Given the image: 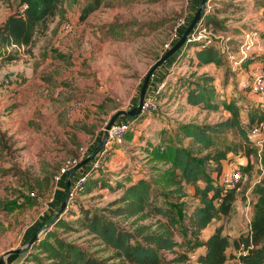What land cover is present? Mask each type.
Here are the masks:
<instances>
[{"label": "rangeland", "instance_id": "obj_1", "mask_svg": "<svg viewBox=\"0 0 264 264\" xmlns=\"http://www.w3.org/2000/svg\"><path fill=\"white\" fill-rule=\"evenodd\" d=\"M101 1L99 10L81 22L83 10L93 0H63L59 15L48 20V30L39 32L31 48L22 50L21 60L5 65L0 62V96H7L6 100L0 99V138H13L7 147L0 141V257L25 248L55 215L47 217L58 189L57 181L51 196H45L33 190L34 180L42 178L46 171L52 172L50 168L61 169L68 160L88 157L91 141L103 139L111 118L139 104L148 72L165 54L171 26L186 14L185 0ZM20 3L21 0L0 3V24L19 11ZM217 4V18L223 24V32L212 33V41L224 58V65L193 66L197 51L193 48L185 56L181 52L180 57L176 54L173 64L166 62L155 71L151 83L167 82L157 110L137 119L125 143L107 154L103 167L96 171L87 187L89 193L77 196L78 203L102 209L122 195L121 190L94 186L93 182L100 176H106L113 187H117V182L128 185L142 178L149 180L156 164L144 149L149 144L168 140L180 123L225 121L231 117L225 103L250 107V97L242 95L239 89L240 75L248 68L243 65L247 58L264 56V0H219ZM67 23L72 25L70 31L64 28ZM20 68L24 72L18 71ZM16 74L30 80L24 92H19L23 94L22 101L15 98L18 92L13 76ZM203 74L214 78L217 101L222 102L218 112L189 105L188 91L179 86V79H197ZM74 102H87L78 114L79 128L72 127L67 119ZM225 138L228 144L239 140L236 131L228 132ZM257 149V156L251 158L254 166L251 174L244 175L240 169L246 165V158L230 154L223 163L220 180L216 181L214 175L218 184L226 185L232 174L241 172L238 196L246 205L239 204L235 213L244 214L245 221L250 217L251 210L247 209L256 199L255 189L264 180V140ZM171 201L178 199L174 197ZM182 201L193 203L189 198ZM13 205L22 208L13 212L5 209ZM69 208L78 213L77 205ZM59 210L60 207L56 214ZM71 212H65L63 217L74 218ZM215 224L217 221L212 225ZM82 236L75 233L69 240L95 249ZM28 254H21L12 264H21ZM5 264H11L9 258Z\"/></svg>", "mask_w": 264, "mask_h": 264}, {"label": "trees", "instance_id": "obj_2", "mask_svg": "<svg viewBox=\"0 0 264 264\" xmlns=\"http://www.w3.org/2000/svg\"><path fill=\"white\" fill-rule=\"evenodd\" d=\"M5 1L0 0V3ZM62 1L21 0L19 11L11 13L0 24L1 64L22 59V50L31 48L39 32L48 30V20L59 15ZM218 2L216 0L212 12L203 17L204 28L215 34L223 32V24L217 18L219 13H216ZM101 4V0L88 4L80 21H86L99 10ZM193 48L197 50L196 62L192 60L193 66L224 65V58L213 41L194 43L182 55L185 56ZM257 62L264 63V56H250L243 65L249 67ZM178 82L182 89L188 91L189 105L209 112L221 109L222 102L217 101L213 77L203 74L197 79L181 78ZM223 105L231 115L227 120L215 124L180 123L168 140L163 139L156 145L149 144L144 149L156 164L149 180L142 178L130 181L128 185L117 182V187H113L108 184L106 176L97 178L93 184L99 189L122 191L118 199L102 209L87 208L76 200L78 195L85 194L96 171L103 165L94 170L85 189L70 199L65 210L66 213L71 212L69 206L77 205L78 213L71 212L74 218L70 220L63 217L65 212L55 222L53 220L57 214L49 219L48 225L52 224V229L39 238L21 264H191L193 261L196 264H227L233 258L240 264H264V180L255 189L256 202L246 234L232 239L223 234L224 226L221 225L207 240L203 239L204 231L213 222L231 216L239 198L241 182L233 188L216 182L223 173L224 161L229 160L230 154L239 155L247 159L246 165L240 166L242 173L249 175L253 170L251 158L257 156L258 149L243 129V123L247 120L254 127L264 122V106L260 103L257 106L246 105L249 108L246 115L240 103ZM145 115L147 113L139 118ZM139 118H135L131 130ZM230 131H236L239 136V140L233 144H228L225 138ZM0 141L6 147L11 143V140L3 137ZM185 141L187 144H184ZM99 144L89 150V156ZM50 169L53 171H46L42 178L34 180L33 190L45 196L53 193L55 178L60 171L58 166ZM174 197L178 201H171ZM185 198L193 203L183 202ZM19 208L22 206H5L9 212ZM75 233H82L84 236L80 238H87L95 249L69 240V236ZM201 249L204 253L197 255ZM230 249L238 256L229 255ZM20 255L10 256V263H14V259Z\"/></svg>", "mask_w": 264, "mask_h": 264}, {"label": "built area", "instance_id": "obj_3", "mask_svg": "<svg viewBox=\"0 0 264 264\" xmlns=\"http://www.w3.org/2000/svg\"><path fill=\"white\" fill-rule=\"evenodd\" d=\"M185 1H186V5H188L190 0H185ZM215 1L216 0L208 1L205 15L210 14L212 12ZM203 20L204 18L198 23V25L194 29L193 34L189 36L186 43L187 46L193 45L194 43L206 44L207 42L212 41V36H213L212 32L207 31V29L204 28ZM190 23H191V19H188L186 15L176 20L174 27L170 33L169 39L167 40L164 46L165 53L171 50L177 44V42L180 41L185 31L189 27ZM64 28L66 31H70L72 29V25L66 24ZM180 52L183 53V50H181ZM180 52L177 54L179 57H180L179 55ZM175 56L172 59H169L167 62L173 64L177 59V57ZM242 73L243 75H245V78L240 84L241 92H243L245 95L248 96L250 95L256 96L258 98L259 103L264 106V63L263 62L254 63L250 65L248 68H246V70L243 71ZM154 79L155 77H153L152 81H154ZM153 84H154L153 82L150 84L149 89L147 91L143 105V114L152 113L157 110V103L159 97L164 91L167 82L166 80H164L163 82L161 81L156 85ZM86 103L87 102H74L72 105L73 111H79L82 107H84ZM248 109H249L248 107L244 106L242 110L243 114L246 115ZM121 119L122 120H118L114 124L112 129L109 131V138L105 145V148L96 156V158L93 161H91L88 165L84 167L87 168L88 166L89 168L85 172L75 177L74 180L72 181L71 198L74 197L77 194V192L83 191L85 189L90 174L94 170L100 168L103 165V162L106 160L107 154L125 143V137L130 132L131 127L135 121V118L122 117ZM243 129L254 140L256 145H260L263 142L264 122L252 127L250 123L247 120H245V122L243 123ZM83 159L84 158H81L80 160L66 161L61 167L58 176H56L55 178L57 183L67 178L70 171L74 167H76ZM241 178H242V174L240 171H238L236 175L232 174L231 177L228 180H226L225 183L228 187L233 188L238 184V182H240ZM32 196L34 198L36 197L35 194H32Z\"/></svg>", "mask_w": 264, "mask_h": 264}, {"label": "crops", "instance_id": "obj_4", "mask_svg": "<svg viewBox=\"0 0 264 264\" xmlns=\"http://www.w3.org/2000/svg\"><path fill=\"white\" fill-rule=\"evenodd\" d=\"M200 2H201V0H190L189 4L186 5V14L185 15L187 17H189V19H192L195 16ZM22 69L20 68L18 71L24 72L25 69H23V70ZM18 76H19V74H16V75L13 76V77H15V79L13 80V85L17 87V91H15V92H18V94H17V96L15 98L17 100H19V101H22L23 100V94L19 93V92H24V90H25L24 87H26V85L30 84V80H28L26 78V76H24L23 74H21L20 78H18ZM240 76H241V80L240 81L242 82L244 80V78H245V75L241 74ZM241 94L245 95L243 92H241ZM11 96H13V94ZM1 97L4 98V97H7V96H0V99H1ZM249 97H250V100L252 101L254 106L255 105L257 106L259 104L258 98L256 96L250 95ZM4 99L6 100V98H4ZM86 104L84 106H86ZM130 108L131 107H129L128 109H130ZM80 112H81L80 110L79 111H73V108H71V111L68 113L67 119H69L71 121V126L72 127H75V128H79L80 127L79 118H78V114ZM70 136L75 137V135H73V134L70 135ZM9 140H11V142H13V138L12 139L9 138ZM100 140L98 141V139L94 138L91 141V146L89 147L90 150L92 148H94L95 146H97L99 144ZM88 168L89 167L87 166V168H83V169L77 171V173L74 174L73 180H74L75 177H77L81 173L85 172ZM67 180H68V178H67ZM67 180L63 179L61 182L58 183V189L54 193V196H53L54 200H53L51 209L48 210L47 217H49L51 215H54V214L56 215L57 208L60 207V209H61V207H62V205H63V203L65 201V198H66ZM240 201H243V200L242 199L240 200L238 198V201L234 205L233 213L231 214V216L229 218L217 221V224L212 225V227L209 226L204 231V234H203V239L204 240H207L215 232V230L218 227H220L221 225L224 226L223 234L225 236L231 237L232 239H235V238L239 237L242 234H246L249 231L250 224H251V219H252V214H253V206H254V204L256 202V199H255L252 207L250 209H247L248 211L251 210L250 211V217H249V219L247 221L244 220V214L242 215V214L235 213L236 210H239V204H241L242 206L246 205V203H244V202L242 203ZM201 253H204L203 249L199 250L197 255L201 254ZM228 254L229 255L234 254V256H238V253H236L233 249H230L228 251ZM227 264H240V263H239V261L237 259L233 258V259H229Z\"/></svg>", "mask_w": 264, "mask_h": 264}, {"label": "water", "instance_id": "obj_5", "mask_svg": "<svg viewBox=\"0 0 264 264\" xmlns=\"http://www.w3.org/2000/svg\"><path fill=\"white\" fill-rule=\"evenodd\" d=\"M208 1L209 0H202L198 11L196 12L193 20L191 21L189 27L185 31V33L182 36V38L180 39V41L177 42V44L171 50H169L167 53H165L161 57V59L158 60V62L148 72V74L145 78L143 87H142L141 92H140L139 104L136 107L132 108L131 110H121V111L117 112L111 118L110 122L107 124L105 132H104L103 140L101 141L99 146L90 154V156H88L84 160H82L76 167H74L70 171L69 176H68V180H67L66 198H65V201H64L60 211L58 212V214L54 218L53 222H55L57 219H59L64 214L65 210L68 208V205H69L70 199H71V186H72V181H73V177H74L75 172L81 170L87 164H89L91 161H93L96 158V156L105 148V145H106L108 138H109V131L112 129L114 124L122 117L139 118L143 114V105H144L145 97H146L147 91H148L150 83H151V79H152L155 71H157L162 65H164L174 55L178 54L181 50H183V52H185L186 48L188 47L186 44L187 40H188L189 36H191L193 34L194 29L196 28L198 23L203 19L204 15H205L206 6H207ZM51 225L52 224L46 226L41 231L36 233L34 235V237L31 239V241L28 242V244L25 248L20 249V250H11V251L7 252L6 254L2 255L0 257V264H5L7 259L12 255H19V254L28 253L32 249L33 245L39 240L40 235L43 232H45L46 230H48L51 227Z\"/></svg>", "mask_w": 264, "mask_h": 264}]
</instances>
